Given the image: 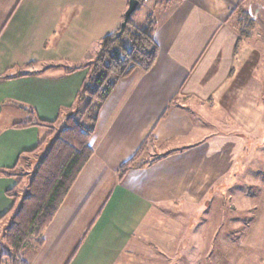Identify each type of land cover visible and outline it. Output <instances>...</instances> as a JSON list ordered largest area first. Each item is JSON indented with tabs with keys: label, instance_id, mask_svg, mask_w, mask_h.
I'll use <instances>...</instances> for the list:
<instances>
[{
	"label": "crops",
	"instance_id": "1",
	"mask_svg": "<svg viewBox=\"0 0 264 264\" xmlns=\"http://www.w3.org/2000/svg\"><path fill=\"white\" fill-rule=\"evenodd\" d=\"M2 1L0 43L5 35L20 41L33 30L34 15L22 13L18 1L9 16ZM128 1L48 2L44 31L37 36V28L30 38L39 43L45 38L49 46L57 38L54 47L67 66L57 62L10 79L0 74V120L17 112L0 126V169L18 167L48 134L45 127L14 128V123H63L86 76V70L66 71L87 63L101 39L116 32ZM239 11L254 23L243 38ZM148 15L155 21L156 60L148 71L121 79L102 106L89 141L93 154L29 264H148L153 248L162 249L166 264L183 226L172 211L190 206L185 214L196 217L198 209L208 211L219 185L260 179L244 158L249 146L257 151L264 143V0H145L135 24ZM149 135L155 140L146 157L162 156L120 175L119 166ZM15 183L0 175L2 229L13 205L6 192ZM196 205L202 206L194 210Z\"/></svg>",
	"mask_w": 264,
	"mask_h": 264
},
{
	"label": "trees",
	"instance_id": "2",
	"mask_svg": "<svg viewBox=\"0 0 264 264\" xmlns=\"http://www.w3.org/2000/svg\"><path fill=\"white\" fill-rule=\"evenodd\" d=\"M142 2L138 0L137 7L128 17L122 31L119 25L116 32L101 39L97 53L87 63L66 71L86 70V76L71 109L63 117L65 125L62 128L55 132L53 123L31 120L12 125L14 128L41 126L49 132L36 147V150L44 147L43 153L29 177L27 193L21 198H18L16 191L22 181L21 174L0 169L1 176L16 178L15 186L6 192L13 200V205L4 214L10 220L0 235V242L4 246V251L0 252V264H29L22 253L31 246L33 254L42 246L45 228L93 154L89 141L102 106L121 79L135 70L146 72L154 64L158 54V45L153 37L155 21L148 15L143 28L134 22ZM239 17L238 33L243 38L250 34L254 23L245 11H239ZM41 71H23L17 75L26 76ZM154 140L149 135L136 153L119 166V174L150 164L161 157H146L147 145Z\"/></svg>",
	"mask_w": 264,
	"mask_h": 264
},
{
	"label": "rangeland",
	"instance_id": "3",
	"mask_svg": "<svg viewBox=\"0 0 264 264\" xmlns=\"http://www.w3.org/2000/svg\"><path fill=\"white\" fill-rule=\"evenodd\" d=\"M18 1L20 5H23L22 13L26 12L29 17L34 15L31 23L33 30L26 34L24 32L20 41H16V37L8 39L9 35H5L4 40H1L0 47L3 46V41L6 43L3 47L5 53L0 57V74L14 76L23 71L44 69L57 62L67 66V62L60 60L59 52L54 47L57 38L53 46L47 45L45 38L40 43L36 39H31L36 36L37 28H39L37 36L44 31V17L48 11V2L51 0H6V12L9 16L18 8V5H15ZM61 20L63 22V19ZM144 26L145 23H140L138 27L143 28ZM12 113L3 115L0 126L5 124L7 118H10L9 115L13 118L17 117V112ZM64 125V122H59L55 126V132ZM262 142H264V137H262ZM43 148L21 158L18 167L12 170L22 176V181L16 190L18 198L27 193L29 177L43 153ZM254 148L256 147L249 146L244 159L250 160L247 162L250 164V172H258L255 176H260V179L250 182L245 178L240 181L236 179L229 186L228 184L219 185L207 201L208 211L200 212L198 208L202 205L194 206V210L198 209L196 217L192 218L191 214H185L190 206H186L188 208L179 210V212L172 209L176 210L172 211V218L179 220L183 226L178 232L176 247L167 256L166 264H264V143L257 146V151H252ZM247 189L251 194L246 197L244 193ZM9 220V216H6L1 223L7 225ZM90 220L88 217L87 224ZM2 233L1 228L0 235ZM31 249V246L28 247L22 256L29 259L32 254ZM2 251H4V246L0 242V252ZM176 255H183L180 258L181 263H172L174 259H178L174 258L177 257ZM146 260L148 264H162V249L153 248V254L147 256Z\"/></svg>",
	"mask_w": 264,
	"mask_h": 264
},
{
	"label": "water",
	"instance_id": "4",
	"mask_svg": "<svg viewBox=\"0 0 264 264\" xmlns=\"http://www.w3.org/2000/svg\"><path fill=\"white\" fill-rule=\"evenodd\" d=\"M137 5H138V0H129L128 1L127 9L124 12L123 20H122V22L120 24V30L121 31L123 30L124 26L126 25V21H127L128 17L135 10Z\"/></svg>",
	"mask_w": 264,
	"mask_h": 264
},
{
	"label": "built area",
	"instance_id": "5",
	"mask_svg": "<svg viewBox=\"0 0 264 264\" xmlns=\"http://www.w3.org/2000/svg\"><path fill=\"white\" fill-rule=\"evenodd\" d=\"M143 1H145V0H143Z\"/></svg>",
	"mask_w": 264,
	"mask_h": 264
}]
</instances>
